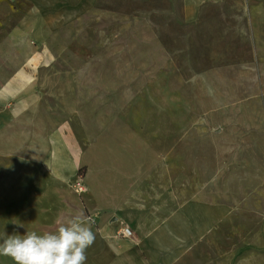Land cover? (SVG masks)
Instances as JSON below:
<instances>
[{
	"label": "crops",
	"instance_id": "0c3cea01",
	"mask_svg": "<svg viewBox=\"0 0 264 264\" xmlns=\"http://www.w3.org/2000/svg\"><path fill=\"white\" fill-rule=\"evenodd\" d=\"M223 1L183 0L185 18L194 22L204 5ZM72 3L83 2L0 0L10 7L7 19L17 20L8 49L47 51L45 40L32 37L53 35L55 23L59 28L75 13ZM52 64L12 60L8 66L21 69L0 87V237L55 232L83 213L96 237L86 264H264V188L254 184L260 155L246 156L258 137L264 141L263 126L256 136L244 120L230 125L223 134L234 150L218 161L178 155L169 128L152 141H133L123 131L96 140L117 122L101 112L94 121L75 116L83 132L91 122L98 127L84 143L78 128L60 121L68 108L55 112L38 86L35 72ZM124 228L131 237L120 235ZM0 264L13 261L0 256Z\"/></svg>",
	"mask_w": 264,
	"mask_h": 264
},
{
	"label": "rangeland",
	"instance_id": "374dc122",
	"mask_svg": "<svg viewBox=\"0 0 264 264\" xmlns=\"http://www.w3.org/2000/svg\"><path fill=\"white\" fill-rule=\"evenodd\" d=\"M82 2L68 4L75 13L59 28L55 23L53 35L32 37L45 40L47 51L21 53L7 47L17 20L7 19L10 7L0 4V87L21 69L8 62L49 59L51 66L35 72L38 86L55 112L68 108L60 121L78 128L84 143L98 127L91 122L83 132L75 116L94 121L99 112L117 122L96 140L123 131L133 141H152L169 128L178 155L195 160L229 155L234 149L223 132L243 120L258 136V126L264 127V0L206 4L194 22L186 20L183 0ZM250 151V159L252 151L260 155L254 184L263 192V139Z\"/></svg>",
	"mask_w": 264,
	"mask_h": 264
},
{
	"label": "clouds",
	"instance_id": "9594fccd",
	"mask_svg": "<svg viewBox=\"0 0 264 264\" xmlns=\"http://www.w3.org/2000/svg\"><path fill=\"white\" fill-rule=\"evenodd\" d=\"M91 223L80 213L61 223L55 232L20 235L14 231L0 237V256L13 264H86V251L96 238Z\"/></svg>",
	"mask_w": 264,
	"mask_h": 264
},
{
	"label": "built area",
	"instance_id": "2783aa9c",
	"mask_svg": "<svg viewBox=\"0 0 264 264\" xmlns=\"http://www.w3.org/2000/svg\"><path fill=\"white\" fill-rule=\"evenodd\" d=\"M77 191L78 192H82L83 191V187L80 184H78V186H77ZM120 235L123 236V237H131L132 236V232H131L130 229L124 228V229L121 230Z\"/></svg>",
	"mask_w": 264,
	"mask_h": 264
},
{
	"label": "trees",
	"instance_id": "16d2710c",
	"mask_svg": "<svg viewBox=\"0 0 264 264\" xmlns=\"http://www.w3.org/2000/svg\"><path fill=\"white\" fill-rule=\"evenodd\" d=\"M80 174H81V170H80Z\"/></svg>",
	"mask_w": 264,
	"mask_h": 264
}]
</instances>
